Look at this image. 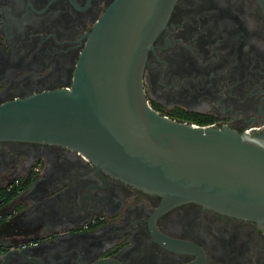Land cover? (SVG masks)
Segmentation results:
<instances>
[{"label": "flooded vegetation", "instance_id": "af4514ba", "mask_svg": "<svg viewBox=\"0 0 264 264\" xmlns=\"http://www.w3.org/2000/svg\"><path fill=\"white\" fill-rule=\"evenodd\" d=\"M113 1L0 0V104L71 87ZM143 87L167 118L264 133V0H176ZM16 178L0 228L37 243L9 264H264L258 222L167 204L66 147L0 141V192Z\"/></svg>", "mask_w": 264, "mask_h": 264}, {"label": "water", "instance_id": "95a60500", "mask_svg": "<svg viewBox=\"0 0 264 264\" xmlns=\"http://www.w3.org/2000/svg\"><path fill=\"white\" fill-rule=\"evenodd\" d=\"M175 2L114 0L71 87L0 104V141L66 147L167 204L198 203L264 227V133L194 126L147 102L144 68ZM1 247L0 264L32 259L11 242Z\"/></svg>", "mask_w": 264, "mask_h": 264}, {"label": "built area", "instance_id": "2783aa9c", "mask_svg": "<svg viewBox=\"0 0 264 264\" xmlns=\"http://www.w3.org/2000/svg\"><path fill=\"white\" fill-rule=\"evenodd\" d=\"M191 124L194 126H203V127L213 126V125H201L196 122H191ZM20 183H21V179L16 178L12 183L8 184L2 192H0V206L8 202L10 195L16 194L20 191L19 189L21 185ZM10 215H12V213ZM1 218L2 216L0 215V219ZM36 243L37 241L34 240H25L18 244L13 245V247L18 249H26L28 247L36 245ZM3 252H4V248L0 247V254H2Z\"/></svg>", "mask_w": 264, "mask_h": 264}, {"label": "crops", "instance_id": "0c3cea01", "mask_svg": "<svg viewBox=\"0 0 264 264\" xmlns=\"http://www.w3.org/2000/svg\"><path fill=\"white\" fill-rule=\"evenodd\" d=\"M17 208L19 210H21L18 206ZM10 233L8 232H3V229L0 228V247L3 246V245H6V244H9L11 242V237H10Z\"/></svg>", "mask_w": 264, "mask_h": 264}, {"label": "trees", "instance_id": "16d2710c", "mask_svg": "<svg viewBox=\"0 0 264 264\" xmlns=\"http://www.w3.org/2000/svg\"><path fill=\"white\" fill-rule=\"evenodd\" d=\"M14 195V194H13ZM11 197H9V199H10Z\"/></svg>", "mask_w": 264, "mask_h": 264}]
</instances>
